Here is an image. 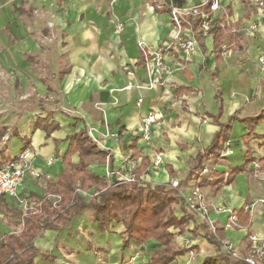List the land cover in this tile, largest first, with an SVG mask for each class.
<instances>
[{
	"label": "crops",
	"instance_id": "1",
	"mask_svg": "<svg viewBox=\"0 0 264 264\" xmlns=\"http://www.w3.org/2000/svg\"><path fill=\"white\" fill-rule=\"evenodd\" d=\"M202 1L176 3L192 6ZM257 1L219 0L213 19L233 37L230 54L217 59L213 38L207 36L188 56L176 51L164 55L170 75L153 70L148 78L144 62L139 63L138 43L156 48L168 38L169 0H0V168L28 151L30 167L42 173L39 179L27 174L16 197L0 198V240L19 234L23 217L38 213L42 201L54 204L49 191L57 187L64 169L61 157L68 137L88 135L91 129L108 149V160L102 154L86 158L88 169L99 178L107 167L130 168L125 160H133L136 169L143 160L138 178L145 186L177 180L185 194L210 180L212 173L227 175L229 169L240 167L248 152L253 161L232 184L200 192L208 218L223 239L241 253L249 246L250 235L264 247V203L259 202L264 199V141L248 138L240 122L264 106V19L259 20ZM117 23L122 24L120 32L115 31ZM252 24L257 28L248 31ZM223 43L226 46L228 38ZM15 83L23 86L21 96ZM20 98L28 101L26 110L13 108ZM5 103H12V109H4ZM149 113L156 120L144 140L141 124ZM235 115L227 142L232 154L204 159L202 170L207 168L208 174L201 175V170L196 180H187L198 154L211 146L220 125ZM38 119H47L56 128L47 135L34 128ZM6 130L11 134L4 139ZM107 131L122 133L115 141L104 137ZM254 132L261 136L264 126ZM156 156L161 158L158 166L153 165ZM49 158L53 163H47ZM78 160L77 154L71 157L72 163ZM93 192L91 188L80 194L88 198ZM218 207L234 211L240 227L224 229L227 215ZM174 213L179 217L180 208ZM189 214L192 220L182 234L171 231L172 247L189 251L166 264H202L216 253L207 225ZM123 231L121 223L113 222L108 233H100L91 211L79 212L60 232H40L33 241L41 251L34 264H148L162 249L154 240L122 249Z\"/></svg>",
	"mask_w": 264,
	"mask_h": 264
},
{
	"label": "trees",
	"instance_id": "2",
	"mask_svg": "<svg viewBox=\"0 0 264 264\" xmlns=\"http://www.w3.org/2000/svg\"><path fill=\"white\" fill-rule=\"evenodd\" d=\"M174 3L182 6L177 4L176 0ZM209 6L210 3H207L202 10L208 12ZM199 23L200 19L196 18L191 24L198 45L204 38L198 28ZM208 36L213 38V53L219 59L223 51L224 38H228L226 44L228 46L233 37L230 33H225L215 19L210 23ZM139 52V63H143L142 52L140 50ZM234 120H237L236 115L231 117L227 123L220 125L211 146L196 157L187 180L197 179L203 168L204 159L210 156L221 157L225 143L229 141L231 123ZM240 122L244 124L248 138L264 141V133L258 136L254 132L258 125L264 126V106L256 116L241 119ZM34 128L43 129L48 135L56 126L48 125L47 119H38ZM68 142V149L61 157L64 169L58 176L57 187L49 191L57 195L59 201L51 204L45 199L38 213H28L23 217L24 225L19 234H8L0 240V264H34L35 257L41 254V251L34 246L33 241L40 232L45 230L60 232L69 226L74 215L86 210L91 211L92 220L96 223L100 233H108L113 222L123 225L122 249L127 248L130 243L145 244L149 240L159 243L162 249L154 252L148 264H166L170 259L183 256L189 251L188 248H173L171 245L174 234L169 231V228L172 227L182 234L189 221L192 220V216L182 207V198L175 190L169 188L168 185L110 186L103 177L99 178L88 169L86 160L88 156L96 154H102L105 159L108 156L107 153L99 151L84 132L68 137ZM24 147H28V143H25ZM75 154L78 155L79 160L77 163H72L71 157ZM252 161L253 158L247 152L240 167L229 169L227 175L212 173V178L200 182L198 189L210 187L217 191L222 185L232 184L235 176L244 172ZM262 162L260 160L259 164ZM144 165L142 160L140 166L134 170L136 177L139 176ZM261 166L260 164L258 167L261 168ZM91 188L94 191L93 196L83 198L80 192L87 193ZM176 206L181 210L179 217L174 213ZM20 215L22 214L18 213V216ZM208 234L209 242L216 247V253L214 256L207 257L202 264H233L227 256L220 253V245L210 231ZM216 235L219 239H223L217 230ZM42 254L47 256L45 253Z\"/></svg>",
	"mask_w": 264,
	"mask_h": 264
},
{
	"label": "built area",
	"instance_id": "3",
	"mask_svg": "<svg viewBox=\"0 0 264 264\" xmlns=\"http://www.w3.org/2000/svg\"><path fill=\"white\" fill-rule=\"evenodd\" d=\"M117 0H111V3H115ZM210 3L209 11L205 12L202 8ZM169 15L171 21V31L168 38L158 47L151 48L146 46L143 42L138 43V48L142 52L144 58V69L147 73L148 78H151L153 70H156L160 74L170 75L171 69L164 62V55L171 51L181 52L182 54L188 56L197 47V41L192 31V22L196 18L200 19L198 25L199 30L202 32L203 37L208 36L210 23L213 20V13L219 9V0H203L201 3L192 6H177L174 0H169ZM256 9L258 12L259 20L264 19V0L257 1ZM186 24V26H184ZM257 28L256 24H252L248 31H253ZM115 31H122V24L117 23L115 25ZM231 46L226 45L223 48L222 55L226 56L230 54ZM124 70L130 76L132 72L128 67H124ZM153 84L149 82L148 88H152ZM137 88H142L137 86ZM140 102V101H139ZM155 115L149 113L142 120L141 124V137L147 140L151 130L152 124L155 123ZM95 130L89 129L88 136L92 143L108 152V149L103 147L100 141L94 137L93 133ZM122 132H108L104 136L105 138H111L115 141L119 139ZM232 154V149L227 143L224 150L221 153V157H225ZM28 151H23L18 157L8 161L5 166L0 168V198L4 196L16 197L17 190L21 188L24 184L25 177L27 174L32 175V177L39 179L42 177V173L38 170L32 169L30 167L29 161L27 160ZM108 160V157H107ZM54 158H49L47 160L48 164L53 163ZM126 164L130 168H121L119 170H112L107 167L103 171V179L110 186L116 185H133L144 187V182L140 178L136 177L134 174L136 162L133 160H125ZM161 162L160 156H156L153 161L154 166H158ZM208 169L204 168L201 175H207ZM168 187L175 190L178 195L182 198V203L185 209L195 216L199 221L205 223L215 237L220 245V253L227 256L230 261L234 264H264V247L261 244L260 239L255 235H250L248 237L249 246L244 253H241L234 245L226 239H219L216 235V229L213 222L208 218V209L206 203L200 190L196 187L189 194H185L179 186L177 180H172ZM93 196V195H92ZM49 198L54 199V204L59 201V197L55 194L49 195ZM259 202L264 203V199ZM245 210H249V206L244 207ZM218 212L225 213L227 215L226 223L224 224V229L228 230L231 228H239L237 215L234 211L230 209H224L222 207L216 208Z\"/></svg>",
	"mask_w": 264,
	"mask_h": 264
},
{
	"label": "rangeland",
	"instance_id": "4",
	"mask_svg": "<svg viewBox=\"0 0 264 264\" xmlns=\"http://www.w3.org/2000/svg\"><path fill=\"white\" fill-rule=\"evenodd\" d=\"M22 87L23 86H21L20 84L15 83L14 89L16 91H20V96L22 95V92H23L22 91ZM6 92H7V89H6ZM16 104L18 105L17 107L15 106ZM11 105H12V103H5V108L4 109H12V106ZM27 105H28V101H25V99L23 100V98H20V102H16V103L14 102L13 108L14 109L17 108L19 111H23V110H26L27 109ZM8 128L11 129V126H9ZM5 129H7V128H5ZM10 134H11V130H9V131L6 130V134L4 135V139H6L7 136H9ZM176 208H177V206H176ZM172 229H173L172 227L169 228V231L170 232L173 231Z\"/></svg>",
	"mask_w": 264,
	"mask_h": 264
}]
</instances>
